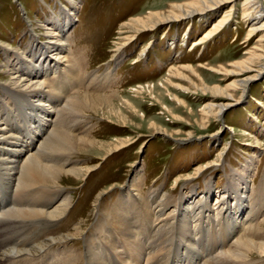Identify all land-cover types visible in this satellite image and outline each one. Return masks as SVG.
Instances as JSON below:
<instances>
[{"label":"bare ground","instance_id":"bare-ground-1","mask_svg":"<svg viewBox=\"0 0 264 264\" xmlns=\"http://www.w3.org/2000/svg\"><path fill=\"white\" fill-rule=\"evenodd\" d=\"M235 1L179 0L167 10L132 17L121 28L115 52L164 25H191L195 18L205 24L224 5ZM242 2L243 18L250 22L244 45L261 34L257 44L242 59L218 67L201 66L213 74L236 77L233 81L226 86H211L202 77L203 72L191 65H174L168 70L172 77L189 84L183 86V92L208 94L210 101L202 111L205 124L211 117L218 119L222 112L235 106L233 102L238 100L234 92L240 90L244 94L250 83L264 72V4L260 0ZM76 3L70 0L68 6L60 8L61 15L53 13L42 35L30 25L29 35L34 43L29 48H12L10 43L0 41L5 57L0 75L4 82L0 88L5 93V97L0 95V264H81L84 256V264H109L108 261L110 264H264V178L257 190L253 188L260 157L255 153L261 146L258 138L252 142L255 152L246 161L244 170L228 176L223 191H216L212 183H206L200 195L191 187L189 196L184 191L174 197L163 189L149 190L144 196L141 188L144 166L139 164L135 168L138 173L128 185L120 187L122 192L112 211L107 215L97 212L102 218L99 227L104 232L97 233V242L91 248L86 247L84 252L65 249L70 241L79 240L84 221L71 233H52L51 229L60 226L70 213L72 195L66 191V183L73 186L84 182L102 161L136 142L130 139L109 142V138L100 137L86 127L89 119L103 117L118 119L126 127L128 117L116 105L118 91L77 93L65 97L64 105L59 104L76 75L67 56ZM237 10L233 5L225 11L224 17L194 41L191 49L222 33L235 19ZM116 65L117 61L114 68ZM185 72H190L197 81ZM52 74H59L58 91L48 89L46 81ZM110 77L109 72L104 75L105 79ZM175 101L184 103L177 96ZM192 136L189 134V138ZM79 154H97L102 159L93 156L84 165L76 161L81 157ZM103 193L96 197L97 205L101 204ZM204 243L207 244L203 246ZM56 244L61 245L66 257L68 251L71 255L61 257Z\"/></svg>","mask_w":264,"mask_h":264},{"label":"rangeland","instance_id":"rangeland-1","mask_svg":"<svg viewBox=\"0 0 264 264\" xmlns=\"http://www.w3.org/2000/svg\"><path fill=\"white\" fill-rule=\"evenodd\" d=\"M69 1L0 0V41L10 43L12 48H29L34 43L29 35L32 26L38 35H42L48 28L47 20L53 13L61 15L60 8L68 6ZM76 1L77 13L71 20L74 27L70 30L71 47L67 55L68 64L76 75L71 86L64 91L67 96L64 95L59 104L64 105L65 97L77 93L111 94L118 91L116 105L128 117L126 127L118 119L105 117L89 119L86 127L93 129L100 137L109 138V142L117 139L136 142L102 161L97 169L86 176L84 182L73 186L66 183L68 187L65 189L72 195L70 213L61 220L60 226L51 229L52 233H71L82 221L85 228L79 240H75L77 243L72 240L65 249L84 252L86 247L89 249L97 242V233L104 232L99 227L98 221L102 218L98 213L107 215L112 211L122 192L120 187L128 185V181L138 173L135 168L139 164L144 166L141 187L144 196L149 194V190L157 189L168 191L174 197L184 191L189 196L191 187L197 189L200 195L205 191L206 183H212L216 191H223L227 177L244 170L246 161L255 152L252 147L255 143L252 142L258 138L261 146L255 153L260 157L253 184L257 190L264 178V72L250 83L244 94L240 90L234 92L238 100L233 102L235 106L222 112L218 119L211 117L206 124L202 111L210 101L208 94L201 91L183 92V86L189 84L168 72L174 65H191L203 72L202 77L211 86H226L233 81L236 77L213 74L201 66L218 67L242 59L257 44L261 34L244 45L250 22L243 18V0L224 5L205 24L195 18L191 25L173 23L170 27H160L156 32L144 33L119 53L115 52V45L121 38L124 23L132 17H144L151 11L167 10L170 4L179 0ZM260 1L264 4V0ZM233 5L238 9L233 22L211 41L192 50V43L211 30L212 25L223 18L224 12ZM4 59L0 48V75ZM108 72L111 77L105 79L104 75ZM185 74L197 81L190 72ZM58 77L59 74L49 76L46 81L48 89L59 90L56 88L59 86ZM0 84L4 82L0 80ZM0 95L5 97L1 88ZM175 96L184 103L175 101ZM216 133L218 136H215ZM189 134L193 136L189 138ZM79 155L81 157L76 161L84 165L90 157L102 159L97 154ZM199 169L203 170L195 176ZM102 191H105L101 196L103 200L97 205L96 197ZM55 249H59L60 256L66 257L61 245L56 244ZM71 251L67 255L70 256ZM84 260L81 264H84Z\"/></svg>","mask_w":264,"mask_h":264}]
</instances>
